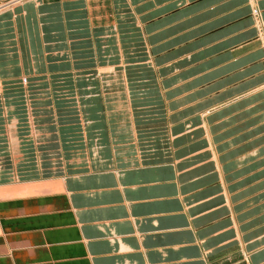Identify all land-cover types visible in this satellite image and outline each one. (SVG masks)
<instances>
[{"label": "crops", "instance_id": "0c3cea01", "mask_svg": "<svg viewBox=\"0 0 264 264\" xmlns=\"http://www.w3.org/2000/svg\"><path fill=\"white\" fill-rule=\"evenodd\" d=\"M0 3V264H264V0Z\"/></svg>", "mask_w": 264, "mask_h": 264}, {"label": "built area", "instance_id": "2783aa9c", "mask_svg": "<svg viewBox=\"0 0 264 264\" xmlns=\"http://www.w3.org/2000/svg\"><path fill=\"white\" fill-rule=\"evenodd\" d=\"M251 1V0H250ZM252 13L255 15L257 13V10L253 7L252 8Z\"/></svg>", "mask_w": 264, "mask_h": 264}, {"label": "rangeland", "instance_id": "374dc122", "mask_svg": "<svg viewBox=\"0 0 264 264\" xmlns=\"http://www.w3.org/2000/svg\"><path fill=\"white\" fill-rule=\"evenodd\" d=\"M9 1V0H8ZM17 1V0H16ZM7 2V1H6ZM4 3H0V5L2 6ZM23 81H25V78H23Z\"/></svg>", "mask_w": 264, "mask_h": 264}]
</instances>
